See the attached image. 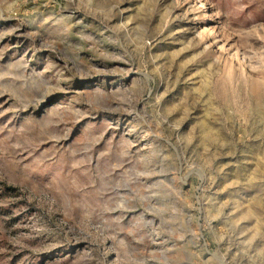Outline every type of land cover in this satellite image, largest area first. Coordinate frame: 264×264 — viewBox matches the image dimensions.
<instances>
[{"label":"rangeland","instance_id":"374dc122","mask_svg":"<svg viewBox=\"0 0 264 264\" xmlns=\"http://www.w3.org/2000/svg\"><path fill=\"white\" fill-rule=\"evenodd\" d=\"M0 264H264V0H0Z\"/></svg>","mask_w":264,"mask_h":264}]
</instances>
